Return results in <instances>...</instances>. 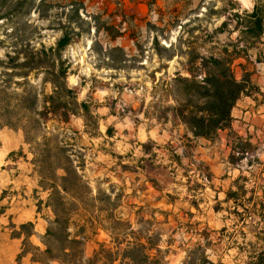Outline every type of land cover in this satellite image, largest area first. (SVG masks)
Returning <instances> with one entry per match:
<instances>
[{
    "label": "rangeland",
    "instance_id": "obj_1",
    "mask_svg": "<svg viewBox=\"0 0 264 264\" xmlns=\"http://www.w3.org/2000/svg\"><path fill=\"white\" fill-rule=\"evenodd\" d=\"M255 10L264 23V0H0V15L5 16L0 21L1 55L15 47L49 49L64 33L73 38L63 51L69 66L67 82L78 101L89 105L90 115L71 116L66 122L46 117L42 132L50 138L49 146L64 148L79 166L95 198L108 195L117 203L115 209L99 200L92 202L94 216L101 214L99 208H109V213L114 209L143 236L160 233L168 264L210 261L184 232L196 224H188L189 206L200 208L205 203L200 191L208 184L209 173L194 159L197 138L174 116L173 94L168 90L173 79L190 77V71L202 80V58L246 55L232 64L238 80L250 62L264 66V34L254 40L249 29L254 21L249 15ZM158 46L174 53V58L162 55ZM43 78L41 72L29 77L39 92L48 94L51 86ZM25 139L21 129L0 131V146L3 141L22 146L0 162V177H23V184L3 195L26 196L46 218L47 231L54 219L50 191L40 186L34 164L42 160V147ZM233 146L232 160L246 161L249 144L236 140ZM7 206L2 205L0 212ZM250 217L255 234L244 251L252 260L241 264H264V230H258L264 228L260 225L264 208L256 207ZM104 224L108 227L110 221ZM14 227L11 222L10 229ZM31 230L34 233V225L20 227L13 235L26 239L25 232ZM93 232H87V257L103 243L115 250L106 230L100 227L96 235L107 234L108 242Z\"/></svg>",
    "mask_w": 264,
    "mask_h": 264
},
{
    "label": "trees",
    "instance_id": "obj_2",
    "mask_svg": "<svg viewBox=\"0 0 264 264\" xmlns=\"http://www.w3.org/2000/svg\"><path fill=\"white\" fill-rule=\"evenodd\" d=\"M4 18L0 15V21ZM249 18H254L249 26L252 38L260 40L264 34L263 20L256 10ZM72 42L73 38L64 33L56 46L49 49L15 47V50L5 51L4 55L0 53V130L21 129L27 143L42 147V160L34 164L38 168L40 186L50 191L48 203L54 213V219L42 237L44 248L29 242L28 236L33 234V230L25 232L27 238L18 264L28 254L32 255L34 264H114L117 261L120 264H168L167 250L162 248L160 233L143 236L134 230L133 224L114 214V209L109 213V208H99L101 214L94 216L92 202L99 200L115 209L117 203L110 202L108 195L95 198L93 188L80 173L79 166L74 164L64 148L49 146L50 138L42 132L46 117L55 116L66 122L71 116L90 115L89 105L78 101L67 82L69 66H65L63 51ZM158 50L164 52L162 55L174 58V53L166 48L158 46ZM239 58L247 59L241 54L233 58H202V80H198L191 71L190 77L178 75L173 79L174 83L168 90L174 99L172 112L194 138L215 141L220 130L231 129L232 109L242 96L253 89L250 73L246 72L242 80L234 75L232 64ZM34 72L44 74L43 83L51 86L50 93L39 92L30 82L29 77ZM51 159L58 162L54 164ZM109 221L110 225L105 226L104 223ZM100 227L110 234L115 250L101 244L91 257H87V232L91 229L96 235ZM27 228H33V223L21 226L22 230ZM205 263L214 264L210 261Z\"/></svg>",
    "mask_w": 264,
    "mask_h": 264
},
{
    "label": "crops",
    "instance_id": "obj_3",
    "mask_svg": "<svg viewBox=\"0 0 264 264\" xmlns=\"http://www.w3.org/2000/svg\"><path fill=\"white\" fill-rule=\"evenodd\" d=\"M245 72L251 74L253 89L232 109L231 129L220 130L216 141L196 139L194 159L206 166L209 179L200 191L205 203L200 208L189 206L188 224H196L184 232L196 246L204 249L206 257L214 264H241L252 260L244 251V246L255 234V222H251L250 216L256 207L264 208V66L250 62ZM238 138L250 146L246 161L232 160V154L235 157L233 144ZM21 147L3 141L0 162L8 161ZM22 178L20 175L9 179L5 174L0 177V207L8 205L0 212V264H18L22 254L24 235L14 236L13 231L33 223L34 233L29 240L36 246L42 245L40 238L46 232V218L31 206L26 196L3 195L4 191H13L23 184ZM11 222L14 229H10ZM260 225L264 226V221ZM96 237L109 241L105 233ZM21 263L34 264L29 254L21 258ZM178 264L183 263L180 260Z\"/></svg>",
    "mask_w": 264,
    "mask_h": 264
}]
</instances>
